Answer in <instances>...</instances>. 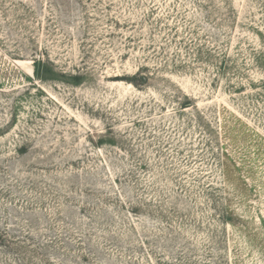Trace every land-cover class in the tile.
<instances>
[{"label": "rangeland", "instance_id": "1", "mask_svg": "<svg viewBox=\"0 0 264 264\" xmlns=\"http://www.w3.org/2000/svg\"><path fill=\"white\" fill-rule=\"evenodd\" d=\"M0 264H264V0H0Z\"/></svg>", "mask_w": 264, "mask_h": 264}, {"label": "trees", "instance_id": "2", "mask_svg": "<svg viewBox=\"0 0 264 264\" xmlns=\"http://www.w3.org/2000/svg\"><path fill=\"white\" fill-rule=\"evenodd\" d=\"M136 78H137V76H136ZM139 78V77H138ZM135 84H138V82L136 81V82H134Z\"/></svg>", "mask_w": 264, "mask_h": 264}]
</instances>
